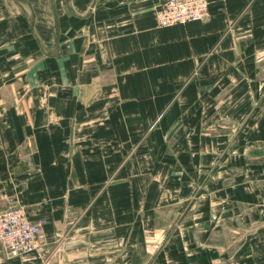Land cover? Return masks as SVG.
Instances as JSON below:
<instances>
[{
  "label": "crops",
  "instance_id": "0c3cea01",
  "mask_svg": "<svg viewBox=\"0 0 264 264\" xmlns=\"http://www.w3.org/2000/svg\"><path fill=\"white\" fill-rule=\"evenodd\" d=\"M0 0V264H264V0Z\"/></svg>",
  "mask_w": 264,
  "mask_h": 264
},
{
  "label": "built area",
  "instance_id": "2783aa9c",
  "mask_svg": "<svg viewBox=\"0 0 264 264\" xmlns=\"http://www.w3.org/2000/svg\"><path fill=\"white\" fill-rule=\"evenodd\" d=\"M209 0H163L155 10L157 24L167 27L206 18ZM44 230L42 221H33L22 206H8L0 210V244L9 256L37 251Z\"/></svg>",
  "mask_w": 264,
  "mask_h": 264
}]
</instances>
